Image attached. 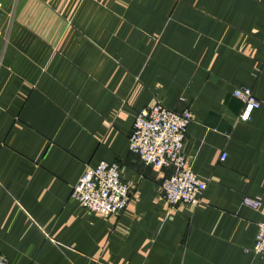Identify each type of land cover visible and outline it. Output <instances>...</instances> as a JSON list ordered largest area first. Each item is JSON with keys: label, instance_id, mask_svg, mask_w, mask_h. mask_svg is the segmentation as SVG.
<instances>
[{"label": "crops", "instance_id": "0c3cea01", "mask_svg": "<svg viewBox=\"0 0 264 264\" xmlns=\"http://www.w3.org/2000/svg\"><path fill=\"white\" fill-rule=\"evenodd\" d=\"M260 106L241 122L231 95ZM193 121L197 205L171 206L169 171L129 150L154 103ZM225 152V159L221 154ZM119 164V215L70 198L85 165ZM264 0H0V254L8 264H264Z\"/></svg>", "mask_w": 264, "mask_h": 264}, {"label": "built area", "instance_id": "2783aa9c", "mask_svg": "<svg viewBox=\"0 0 264 264\" xmlns=\"http://www.w3.org/2000/svg\"><path fill=\"white\" fill-rule=\"evenodd\" d=\"M231 95L242 105L238 120L250 121L252 113L260 106L251 88L235 87ZM192 121L193 114L188 107L175 111L157 102L136 113L129 134V150L144 165L169 171L161 190L163 199L171 206L179 203L197 205L206 189V181L186 161V134ZM225 157L223 152L220 158L223 160ZM130 195V186L120 176L119 164L106 161L95 167L85 165L70 192V198L83 208L103 216L119 215L127 206ZM241 203L254 210H264V198L261 197L246 195ZM251 251L264 259V212L257 223ZM0 264H8L2 254Z\"/></svg>", "mask_w": 264, "mask_h": 264}]
</instances>
